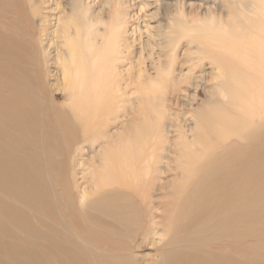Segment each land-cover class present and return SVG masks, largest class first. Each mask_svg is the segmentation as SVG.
<instances>
[{
    "label": "rangeland",
    "instance_id": "obj_1",
    "mask_svg": "<svg viewBox=\"0 0 264 264\" xmlns=\"http://www.w3.org/2000/svg\"><path fill=\"white\" fill-rule=\"evenodd\" d=\"M244 12H247V8L239 0H0V35L9 41L8 45L13 44V57L10 63L15 71L14 77L32 97L34 106L41 110L42 118L49 124L48 129L56 141L52 149L40 151L44 164L47 163L46 182L55 186L56 193L53 195L50 190H47V198L56 209L51 211L52 214L49 210L42 211V214L48 216V222L51 223L53 229L55 228V233L68 238L70 235L67 227L72 226L79 237L117 258L122 264H152L157 262V259L158 261L162 259V253L169 254L180 249L195 251L202 258H206L208 254L211 257H221L234 264H264V224L261 222L255 221V224H252V220L242 221L234 214L231 216L229 212L221 210H213L206 214L201 213L200 210H191L189 217L181 211L185 197L191 190L192 185L189 187L188 184H192L193 181L192 177V179L189 178L192 175L191 172H186L183 167L190 160L189 154L185 153L184 149L198 151L193 155L194 158L192 157L197 163L196 166L208 159V155H204L203 151L219 153L221 156L212 164L227 166L238 161V156L233 153V149H226L227 146H232L229 144L231 141L236 144L234 147H249L250 153L259 154L261 148L264 147V136L260 135L256 140L248 142L232 138L226 146L220 138L211 133L210 126L204 123L206 115L213 117L210 119L212 122L220 121L225 118L219 115V109L222 107L229 109L230 99L223 96L228 95L233 86L230 76L232 72L229 65H226L227 58H224V52L204 44L202 33L197 34L199 41H193L189 32L185 33L186 35L179 43V49L174 54L171 50L175 43L170 40V32L173 29V32L184 33V25L188 28L196 25L200 28L211 29L215 34L224 35L225 32L230 33L234 30ZM89 19L94 20L93 22L98 25L101 33L107 32L109 26L113 24L124 23L121 28L125 33L121 38L122 44L127 48L131 46L129 52L135 55L131 56L130 60L118 64V73L122 75V88L127 92V99L130 100L122 104L124 110L120 113L121 118L107 123L106 128L97 138L98 140L83 142L79 135L77 136V130H74L71 144L66 140L59 126L62 117H65L64 111L70 106V101L68 94L63 91L62 81H59V64L56 54L57 49L64 50L66 42L64 39H57L59 36L57 22L62 20V25L68 26L69 24L72 27L70 31L72 34L80 33L82 37L76 39L79 43L84 37L87 26L92 24ZM125 49H122L124 51L122 56L127 58ZM157 58L164 65L167 64L165 65L167 69L170 66L173 67V75L169 77L167 86H163L167 88L165 93H163L164 89L160 93L159 90L155 91L156 96L165 97L166 102H141L144 94L150 90L151 80L160 81L162 77V73L158 74L152 66L153 59L154 64H157ZM140 72H144L147 78L149 76L148 81H145L147 79L144 77L141 86L131 85L130 83H134ZM176 83L178 84L177 92L173 93ZM127 84H130L129 87H126ZM136 98L140 99L136 101ZM131 99L136 103H132ZM140 121L143 124L141 122L140 125ZM159 122L163 123L162 131H164L160 143L162 149H167V152L163 154H169L168 160L159 165L163 169V173L157 175L159 181L157 180L152 188L143 185L145 190L150 189L151 191L152 197L149 203L143 204L140 197L136 195L131 197L138 212L137 224L135 225V221L131 222V220L122 225L100 213L82 211L80 196H84L85 188L93 185L91 182V174H94L93 168L100 164L103 155L111 158L115 156L109 144L120 143L122 145L128 140L135 144L134 139L138 136V129H144L146 124L148 127L157 126ZM201 131L202 136H198L197 133ZM255 131L263 134L264 129L256 128ZM152 134L149 132L148 140L152 138ZM79 142L82 143L76 146ZM259 155L263 156L261 153ZM263 159L264 157L260 160L252 158L249 160L260 172L264 169ZM233 178L234 190L239 191L240 187L244 186L243 179L240 175L233 176ZM149 205L155 208L154 212L149 210L151 209ZM261 205L260 212L263 213L264 200ZM151 212L158 223L156 226L158 234L153 236L151 241H144L141 237L149 227ZM93 216L98 218H93ZM232 219L235 221L238 219V224L234 222L232 226L220 225L223 220L230 222ZM179 220L182 221L181 225H178ZM36 222L33 221L35 225ZM60 228L63 229L60 230ZM172 237H175L174 240ZM18 239L23 238L18 237ZM32 242L40 244L41 248L49 249L50 247V243L40 238ZM27 243L33 244L31 241ZM50 248L52 249V246ZM0 259V264H14L7 260L2 252H0Z\"/></svg>",
    "mask_w": 264,
    "mask_h": 264
},
{
    "label": "bare ground",
    "instance_id": "obj_2",
    "mask_svg": "<svg viewBox=\"0 0 264 264\" xmlns=\"http://www.w3.org/2000/svg\"><path fill=\"white\" fill-rule=\"evenodd\" d=\"M239 1L244 7L246 6L247 12L241 14L238 25L230 33L215 34L211 29L200 28L196 25L188 28L184 24V33L173 32V29L170 32V40L175 43L171 50L174 54L179 49V43L186 35L185 33L189 32L193 41H199L197 34L202 33L204 44L224 52V58H227L226 65H229L232 72L229 75L233 86L229 90V94L223 93V96L230 99L229 109L225 107L219 109V115L225 118L223 120L212 122L210 119L213 117H209V114L204 118V123L210 126L211 133L220 138L226 146L232 138L248 142L256 140L260 135L264 136V132L261 134L259 131H255L256 128L264 129V0ZM90 21L92 24L87 26L85 38L83 37L82 42L79 43L76 42V39L82 37L80 33L72 34L70 32L72 27L69 24L68 26L62 25V20L57 22L59 35L57 39L61 38L66 42L64 50L57 49L56 54L58 55L59 81H62L63 91L68 94L70 101V106L64 111L65 117H62L59 126L62 134L71 144L74 130H77V136L79 135L83 142L99 138L107 123L121 118L120 113L124 110L122 104L130 100L127 99V92L122 88V75L118 73V64L130 60V57L135 55V53L130 54L129 52L131 46L127 48L122 44L121 38L125 33L121 28L124 23L113 24L109 26L107 32L101 33L98 25L93 22L94 20ZM10 39L12 38L10 37ZM8 43L9 41L0 35V252L14 264H67L68 261V264H122L117 258L79 237L72 226L71 228L67 227L70 237L63 238L59 233H55V228L53 229L51 223L48 222V216L42 214L44 210H49L52 214L51 211L56 209L47 198V190H50L53 195L56 193L55 186L46 182L47 163L44 164L40 151L52 149V145L56 141L48 129L49 124L42 118L41 110L34 106L32 97L14 77L15 71L10 63L14 48L13 44L10 46ZM59 46L61 45L59 44ZM122 49L126 50L127 58L122 56L124 53ZM156 61L157 64H154L153 59L152 66L158 74L162 73V77L160 81L151 80L150 90L146 89L147 92L145 90L146 94L142 97L143 99L141 98V102H166L165 97H157L155 91L159 90L160 93L164 89L163 93H165L167 88L163 86H167L169 77L173 75V67L170 66L167 69L165 66L167 64L164 65L159 58ZM172 61L174 64L173 59ZM145 76L147 75L144 72H140L134 83L130 84L141 86ZM145 79L148 81L149 76ZM130 84H127L126 87H129ZM177 88L178 84L176 83L172 92L176 93ZM132 103L136 102L133 100ZM65 118L67 120H64ZM141 122H139L140 125ZM159 123L157 126L151 127L146 124L144 129L140 127L142 130H137L138 136L134 139L135 144L131 140L122 145L120 143L109 144L115 156L111 158L103 155L100 164L95 168L92 167L94 174H91V182L93 185L85 188L84 196H80L82 211L100 213L122 225L131 220V222L135 221V225L137 224L138 212L131 197L136 195V197H140L143 204L147 205L152 196L150 189L145 190L143 185L152 188L155 182L159 181L157 175L163 173V169L159 165L168 160L169 154H163L167 152V149H162L160 143L164 132L162 131L163 123ZM146 131L153 133L150 140L147 139L149 132L144 134ZM202 131L205 133L204 128ZM202 131L197 135L202 136ZM108 138L110 137L108 136ZM81 143L79 142L76 146ZM229 144L232 146H227L226 149H233V153L238 156V161L227 166L212 164L221 155L205 151L202 153L208 155L207 161L196 166L197 163L193 161V155L198 151L184 149V152L189 154L190 160L183 167L186 172H191L192 175L189 178L192 177L193 181L192 184H188L189 187L192 185L191 190L189 194L187 193L185 202L181 206L182 209H180L185 212L187 217L190 216L191 210H200L205 214L213 210H221L229 212L231 216L234 214L242 221L252 220V224H255V221L264 224V212H260L261 202L264 200V169L259 172L258 168L249 160L250 158L260 160L261 157H264V147H260L261 151L257 149L259 154L263 155L260 156L250 153L249 147H234L236 144L232 141ZM237 175L241 176L244 183L239 191L234 190L233 176ZM149 208H151L150 211L155 209L152 205L151 207L149 205ZM181 211L180 213L183 214ZM153 212H151L149 227L141 237L144 241H149L158 234L156 231L158 223ZM53 216L55 217V215ZM99 219L101 218L99 217ZM169 220L172 221L170 218ZM33 221H37V224L35 225ZM238 221V219L236 221L232 219L230 222L223 220L220 225L232 226L234 222L238 224ZM180 223H182L181 220L178 225H181ZM203 224L205 223L203 222ZM62 229L60 228V230ZM18 237L23 239L20 240ZM37 238L50 243L52 249L50 247L49 249L41 248L40 244L32 242ZM27 241H31L33 244L29 245ZM185 251L187 250L180 249L172 251V253L168 252L170 255L162 253V259L159 261L157 259V262L154 261L155 263L152 264H234L221 257H211L208 254L206 258H202L195 251Z\"/></svg>",
    "mask_w": 264,
    "mask_h": 264
}]
</instances>
